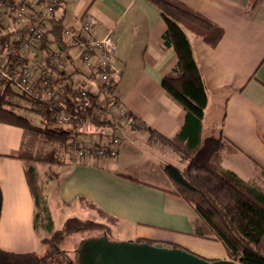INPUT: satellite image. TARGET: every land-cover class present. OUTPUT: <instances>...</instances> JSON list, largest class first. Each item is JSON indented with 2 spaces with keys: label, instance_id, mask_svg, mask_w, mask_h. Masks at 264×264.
<instances>
[{
  "label": "crops",
  "instance_id": "crops-1",
  "mask_svg": "<svg viewBox=\"0 0 264 264\" xmlns=\"http://www.w3.org/2000/svg\"><path fill=\"white\" fill-rule=\"evenodd\" d=\"M178 1L223 31L215 47L186 33L207 96L202 132L209 119L213 124L211 132L215 131L211 135L220 133L236 148L222 156L221 167L245 183L260 184L264 182L260 170L264 171V0L252 11L247 10L249 0ZM57 2L54 15H63V29L79 28L82 17L88 14L97 21L93 28L95 38L101 39L108 32L117 38L115 66L119 74L115 76L114 96L141 123L163 137L173 138L183 125L186 112L161 86L164 74L174 68L177 60L173 49L162 44L166 25L159 11L146 0ZM73 52L69 49L67 55ZM58 78L71 86L81 83L92 93L97 91L94 78L76 61H68ZM125 134L117 157L99 165L90 160L66 162L57 172H41L43 166H35L48 211L49 205L57 202L58 213L64 212L59 227L70 217L125 221L137 229L136 239H145L142 236L150 229L155 238L169 231L175 238H170L173 245L208 260H230L220 243L192 235L195 213L168 193L172 185L164 174L163 163L151 157L154 148H142L151 147L147 133L128 130ZM78 137L105 140L100 127L94 125L84 127ZM22 139L20 128L0 123V247L12 252H35L40 243L34 228L37 209L23 162L8 156L20 148ZM139 157L155 166L150 175L154 181L142 179L143 172L130 174Z\"/></svg>",
  "mask_w": 264,
  "mask_h": 264
},
{
  "label": "trees",
  "instance_id": "trees-1",
  "mask_svg": "<svg viewBox=\"0 0 264 264\" xmlns=\"http://www.w3.org/2000/svg\"><path fill=\"white\" fill-rule=\"evenodd\" d=\"M146 1L159 11L166 25L162 44L173 49L177 60L174 68L164 74L161 86L173 100L183 106L186 114L183 125L171 139L163 137L126 111L127 118L131 120L129 130L147 133L149 145L158 148L164 146L177 157L180 167L166 164L163 170L172 185L168 193L185 202L195 213V218L191 220L194 237L220 243L227 257L235 264H264V182L245 183L234 173L224 170L221 167L222 156L236 151V148L226 142L220 133L209 136L202 134L207 96L203 77L194 61L186 33L215 47L220 42L223 31L214 22L178 0ZM261 2L262 0H249L247 10L252 11ZM57 8L58 4L55 10ZM62 23L63 15L59 18L53 15L48 19L47 32L42 40L45 49L46 43L61 50L65 48ZM90 76L94 78L93 75ZM115 86L116 81L112 80L106 94L114 103L119 104L113 93ZM101 95L103 93L99 89L88 94L93 102ZM14 96L30 102L38 118L41 111L34 102L10 87L0 89V123L23 131L20 148L8 156L23 162L27 186L37 209L42 197L35 166H60L66 163L59 158L55 149L36 150L37 139L56 141L64 150L67 142L72 139L76 124L70 129H58L54 127L52 118H39V123L33 124L29 117L11 110L16 106L11 100ZM67 106L69 109L72 107ZM260 170L264 175V171ZM43 206L42 214L46 221L41 227L47 237L40 244L46 248L44 253L38 255L35 252H12L0 247V264H76L72 254L63 251L69 240L89 234L106 235L112 239L108 226L77 217L67 218L60 228L54 229L49 211ZM1 207L0 189V216ZM38 220L39 214L36 213L34 228H38ZM135 241L155 243L143 238ZM162 244L190 252L173 244Z\"/></svg>",
  "mask_w": 264,
  "mask_h": 264
},
{
  "label": "built area",
  "instance_id": "built-area-1",
  "mask_svg": "<svg viewBox=\"0 0 264 264\" xmlns=\"http://www.w3.org/2000/svg\"><path fill=\"white\" fill-rule=\"evenodd\" d=\"M57 4V0H0V89L10 87L34 102L41 111L39 118H52L55 128L70 129L76 124L66 145L67 160H90L99 165L117 157L131 122L126 110L106 94L119 74L115 66L117 38L111 32L95 38L97 21L85 14L79 28L63 29L66 49H50L49 43L45 49L46 24ZM68 48L74 50L72 55H67ZM71 60L94 76L96 88L103 93L94 102L85 85L71 86L58 78ZM88 125L99 126L105 140L79 138L76 133Z\"/></svg>",
  "mask_w": 264,
  "mask_h": 264
},
{
  "label": "rangeland",
  "instance_id": "rangeland-1",
  "mask_svg": "<svg viewBox=\"0 0 264 264\" xmlns=\"http://www.w3.org/2000/svg\"><path fill=\"white\" fill-rule=\"evenodd\" d=\"M11 100L16 105L15 107L11 108V110L15 111L16 113H18L22 116L29 117L33 121V124L39 123V118L36 116V113L34 112V108L30 102L25 101V100L18 98L16 96H14ZM212 126H213V124H210V120L207 119V121L205 122L204 131L202 132L203 136H209L211 134H214L215 131L211 132V129H210ZM37 140L38 141L35 145L36 150L46 151L48 149H55L57 155L59 156V158L61 160H64V162H72V161L67 160V158L65 156L66 155V146L64 147V150H63L62 145L56 141H44V140H41V138H38ZM150 146L151 147L144 145L142 148H147V149L148 148H154V151L152 153L150 152V155L154 159L158 160V162L161 161V163H163V165L173 164V165L178 166V167L181 166L176 161L177 157L174 154H172L168 148H166L164 146H160L159 150L164 152L166 154V156H170L173 160H168L164 154H162L161 152H158V150H157L158 146H155V145H150ZM145 160L146 159H143L142 157H139L138 159L136 158L135 162H134V166L131 167L132 173H130V174L136 176V175L141 174L143 172V175L145 178H142V179L150 181V182L154 181L155 178L151 179L152 176H150V175H152V171H153L152 169H155V166L152 165L150 162L145 161ZM38 166H40V165H38ZM60 166H63V165H60ZM60 166L45 165L42 167L41 172H43V170H47L48 172L53 170V171L57 172L60 169ZM52 168H54V169H52ZM148 175H149V177H148ZM42 179H43V181H46V179H44V178H42ZM157 185H159V183H157ZM42 202H43V200H40V204L36 210V212L39 214V220H38V228H35V234L37 233L38 236L40 235V237H39L40 241L43 238L47 237V234H45L46 232L41 227V224L45 223V221H46V219L43 217V214H42V211H43L42 208L44 207L43 205H45V207H47L48 205L45 202H43V204H42ZM49 207L51 208V211H49V214H50L51 218L53 219V223H54L53 227L56 226L54 229H58V228H60L59 223L63 217L64 212L58 213L57 209L59 208V205L57 202H52V205L51 206L49 205ZM92 221H94V220H92ZM94 222L104 224V225L108 226L110 229L112 228L110 237L114 241H128V240L135 241L136 237H138L137 236V229L135 228V226L130 224V223H126L125 221L124 222H119V221L113 222L112 220L110 221L108 219L107 220L104 219L101 221H94ZM151 230L152 229L147 231L148 235L146 234L147 233L146 232V233H144L145 236H142V237H144L146 240H150V241L159 240L161 242H164L165 244H167V243L171 244V243H173L172 240L175 239L174 235L172 236L169 231H166L165 234L162 235V237L155 238V235L152 234ZM154 231H156V230H154ZM158 232H160V231H158ZM89 237H98V235L89 234V235H83V236H78L76 238H72V240H69L67 245L63 248L64 249L63 251L66 252L67 254H72V258H73V251L77 247L78 243L82 239L89 238ZM171 237H173L172 240L170 239ZM37 248L38 249L35 251V253H37L38 255H42L46 249L40 243H38Z\"/></svg>",
  "mask_w": 264,
  "mask_h": 264
},
{
  "label": "water",
  "instance_id": "water-1",
  "mask_svg": "<svg viewBox=\"0 0 264 264\" xmlns=\"http://www.w3.org/2000/svg\"><path fill=\"white\" fill-rule=\"evenodd\" d=\"M76 264H235L207 260L192 252L161 243L114 241L106 235L82 239L73 251Z\"/></svg>",
  "mask_w": 264,
  "mask_h": 264
},
{
  "label": "flooded vegetation",
  "instance_id": "flooded-vegetation-1",
  "mask_svg": "<svg viewBox=\"0 0 264 264\" xmlns=\"http://www.w3.org/2000/svg\"><path fill=\"white\" fill-rule=\"evenodd\" d=\"M157 242H155V243H152V244H156ZM163 245V244H162ZM164 246V245H163Z\"/></svg>",
  "mask_w": 264,
  "mask_h": 264
}]
</instances>
